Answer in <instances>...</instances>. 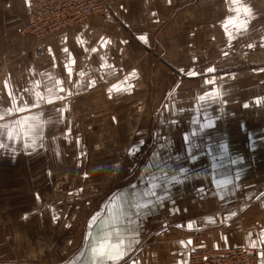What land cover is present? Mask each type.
Listing matches in <instances>:
<instances>
[{
    "label": "crops",
    "instance_id": "crops-1",
    "mask_svg": "<svg viewBox=\"0 0 264 264\" xmlns=\"http://www.w3.org/2000/svg\"><path fill=\"white\" fill-rule=\"evenodd\" d=\"M33 1L0 0V264L58 261L48 243L56 205L38 195L53 186L21 181L41 171V128L71 126L73 111L80 126L99 127V113L171 93L144 170L101 203L84 242L59 264H190L193 251L239 246L264 264V0H112L108 17L43 41L22 33ZM176 103L192 106L184 130ZM218 106L229 114H215ZM224 119L240 132L231 144L248 139L246 150L221 155L212 136L198 150L199 133ZM54 143L48 138V163ZM169 156L180 160L169 165Z\"/></svg>",
    "mask_w": 264,
    "mask_h": 264
},
{
    "label": "rangeland",
    "instance_id": "rangeland-1",
    "mask_svg": "<svg viewBox=\"0 0 264 264\" xmlns=\"http://www.w3.org/2000/svg\"><path fill=\"white\" fill-rule=\"evenodd\" d=\"M207 76L208 74H201V86L205 85L203 80ZM188 81L183 78L180 82ZM183 91L180 88L179 95L184 98L185 103L190 104V95L186 96V92L182 94ZM171 97L172 93L162 97L161 102V97L153 94L150 105H135L137 108L133 105H122L121 110L99 113V117L104 119L99 120V127L80 126L82 116L73 111L71 126H66L61 121L55 129H40L42 139L38 151V168L40 167L41 171H24L21 181L25 189L26 185H40L41 189L42 186L48 185L54 187L50 189L49 186V192L40 189L38 195L56 205L55 232L53 236L50 231L48 238V243L57 253L59 262L55 264L64 262L77 252L85 240L87 229L89 231L93 228L94 224L90 225L89 222L94 212L99 214V202L109 200L118 189L134 182L138 172L144 170L145 159L153 147L150 139L160 130L156 127L160 113L158 110L163 107V103L168 104ZM142 107L144 112L139 111ZM149 113L150 124L147 123ZM254 121L255 119L250 120ZM48 138L55 139V157L51 163L43 159L48 151ZM20 155L21 152L18 156ZM20 162L21 159L15 161L18 166H22ZM48 166L50 174L47 173ZM23 167L26 170L27 162H24ZM98 220L99 215L95 223ZM206 252L208 251H193L191 254Z\"/></svg>",
    "mask_w": 264,
    "mask_h": 264
},
{
    "label": "built area",
    "instance_id": "built-area-1",
    "mask_svg": "<svg viewBox=\"0 0 264 264\" xmlns=\"http://www.w3.org/2000/svg\"><path fill=\"white\" fill-rule=\"evenodd\" d=\"M112 0H34L24 36L38 41L57 37L67 31L88 25L93 19L112 14ZM190 264H259L255 248L229 247L220 251L192 253Z\"/></svg>",
    "mask_w": 264,
    "mask_h": 264
},
{
    "label": "bare ground",
    "instance_id": "bare-ground-1",
    "mask_svg": "<svg viewBox=\"0 0 264 264\" xmlns=\"http://www.w3.org/2000/svg\"><path fill=\"white\" fill-rule=\"evenodd\" d=\"M98 18H101V17H98ZM26 23V22H25ZM192 106H184V107H181V104H177L175 105V108L173 110V112H177V116H178V119H179V122H182V128L183 130L185 129V124L186 123V116L189 112V110H191ZM211 110L217 114V115H227L229 114V110L230 108H226V107H223V106H218L217 108H214ZM193 111V110H192ZM191 113V112H190ZM162 120V119H161ZM228 119H224V120H219L216 124V128L214 131L212 132H207V133H199V137L202 136L203 139H202V142L199 144V147H198V150H207V141H206V137L207 136H212L214 137V142L216 143L215 144V148L219 149L218 152L221 154V155H224V149H227L228 150V153L230 152V150H232L233 148H247V145L249 143V140L248 139H245V144L243 145L244 143V140H242V142H237L235 143L234 145L231 144L230 142V139L236 135V134H240V132L236 131H232L235 129V126L234 127H231L229 128L230 126L227 124L228 123ZM176 123H174L175 125ZM176 128H177V125H176ZM237 128V126H236ZM169 132V131H168ZM171 136L172 137H178V136H181V133L179 131H177L176 129H174L173 131L170 132ZM171 137V139L169 140L170 142H173L174 139ZM200 139V138H199ZM223 142H224V145H223ZM178 143V142H177ZM179 144L180 146H182V141H179ZM184 154V153H182ZM231 158V157H230ZM240 158V155H235L231 158V161L232 160H236V159H239ZM159 157H156L155 160L153 161V165L155 167V165H159ZM177 160H180V159H175V158H172L171 156L168 157V164L171 165V164H176L177 163ZM191 160V159H190ZM230 159H224V161L222 162V165L223 166H226L228 165L230 162ZM147 162V160H146ZM194 164V161L191 160L189 161V163L187 164L189 167H191V165ZM186 171H188L186 169ZM189 174H192L191 172H189ZM138 177V176H137ZM102 202H99V213L101 212H104V211H101V208H102ZM101 204V205H100ZM98 213L96 215V213L94 212L92 214V217H91V221L89 223H92L94 224L95 223V219L98 217Z\"/></svg>",
    "mask_w": 264,
    "mask_h": 264
},
{
    "label": "snow or ice",
    "instance_id": "snow-or-ice-1",
    "mask_svg": "<svg viewBox=\"0 0 264 264\" xmlns=\"http://www.w3.org/2000/svg\"><path fill=\"white\" fill-rule=\"evenodd\" d=\"M0 147H3L2 145H0Z\"/></svg>",
    "mask_w": 264,
    "mask_h": 264
}]
</instances>
